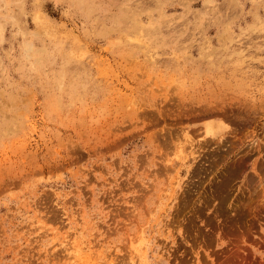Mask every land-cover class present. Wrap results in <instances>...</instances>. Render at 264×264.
I'll return each mask as SVG.
<instances>
[{
    "label": "rangeland",
    "instance_id": "374dc122",
    "mask_svg": "<svg viewBox=\"0 0 264 264\" xmlns=\"http://www.w3.org/2000/svg\"><path fill=\"white\" fill-rule=\"evenodd\" d=\"M0 264H264V0H0Z\"/></svg>",
    "mask_w": 264,
    "mask_h": 264
},
{
    "label": "bare ground",
    "instance_id": "6f19581e",
    "mask_svg": "<svg viewBox=\"0 0 264 264\" xmlns=\"http://www.w3.org/2000/svg\"><path fill=\"white\" fill-rule=\"evenodd\" d=\"M75 1V0H74ZM118 0H116V2H117ZM88 2V1H87ZM105 5V4H104ZM106 6V5H105ZM112 6V5H111ZM104 7V6H103ZM119 10H121V9H119ZM53 30V29H52ZM140 33V32H139ZM177 36V35H176ZM154 60V59H153ZM225 109V108H224ZM219 111V110H218ZM222 112V111H221ZM224 112V111H223ZM222 112V113H223ZM228 116V115H227ZM224 117V116H223ZM230 119V118H229Z\"/></svg>",
    "mask_w": 264,
    "mask_h": 264
}]
</instances>
